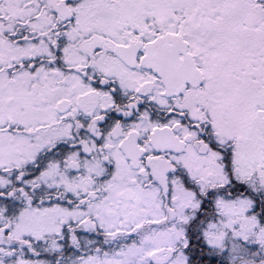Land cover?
I'll use <instances>...</instances> for the list:
<instances>
[{
    "label": "snow or ice",
    "instance_id": "6c2138e0",
    "mask_svg": "<svg viewBox=\"0 0 264 264\" xmlns=\"http://www.w3.org/2000/svg\"><path fill=\"white\" fill-rule=\"evenodd\" d=\"M0 264H264V0H0Z\"/></svg>",
    "mask_w": 264,
    "mask_h": 264
}]
</instances>
